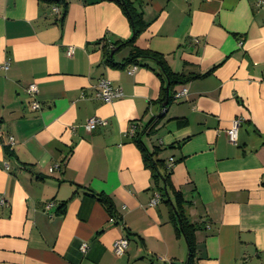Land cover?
Wrapping results in <instances>:
<instances>
[{"label":"crops","instance_id":"obj_1","mask_svg":"<svg viewBox=\"0 0 264 264\" xmlns=\"http://www.w3.org/2000/svg\"><path fill=\"white\" fill-rule=\"evenodd\" d=\"M136 5L148 24L136 45L192 77L175 87L169 104L160 101L167 84L155 62H106L105 51L115 63L129 55V48L114 49L132 36L116 1L70 0L61 21V9L38 0H0V64L10 63L0 70V198L7 202L0 206V264H185L187 244L171 218L175 198L163 190L150 205L162 184L145 166L137 137L167 167L175 160L171 182L199 227L196 264H264V5ZM101 79L122 97L100 100ZM92 117L106 125L87 131ZM236 118L243 123L233 144L227 131ZM97 195L111 200L113 214ZM122 237L128 249L117 257L113 244Z\"/></svg>","mask_w":264,"mask_h":264},{"label":"trees","instance_id":"obj_2","mask_svg":"<svg viewBox=\"0 0 264 264\" xmlns=\"http://www.w3.org/2000/svg\"><path fill=\"white\" fill-rule=\"evenodd\" d=\"M41 4L48 6L58 7L62 11L63 21L70 0H38ZM123 9L124 13L128 17L132 28V36L129 40L116 43L114 49L121 50L122 48H129V55L122 63H115L113 57L111 56V51H105L106 62L111 64L113 67L124 68L130 65L134 66H144L147 65L148 60L155 62L159 70V77L166 82L167 88L164 89L163 97L160 100L162 104H169L170 101L174 99V89L178 85L185 84L192 77L185 76L183 74L174 73L168 66L165 57L157 52L141 49L136 45V41L139 36L146 30L148 24L144 20L143 13L138 9L136 5V0H114ZM158 124L156 119L152 120L146 131L148 134H152ZM138 147H140L145 166L151 171L153 178L157 184H162L160 186V196H163V190L167 196L173 195L175 198V203L171 209V218L174 223L176 233L182 235L186 241L188 248V258L185 264H196L197 256V241H196V231L198 226L189 221L185 214V206L187 202L185 201L181 192L176 191L175 187L171 182V171L168 169L164 160L158 158L157 149L149 153L142 146L139 137L136 138ZM8 147L7 150H9ZM99 201L107 208V210L112 213V202L108 197L104 195H97Z\"/></svg>","mask_w":264,"mask_h":264},{"label":"built area","instance_id":"obj_3","mask_svg":"<svg viewBox=\"0 0 264 264\" xmlns=\"http://www.w3.org/2000/svg\"><path fill=\"white\" fill-rule=\"evenodd\" d=\"M260 5H264V0H260ZM54 12L59 14L60 13V9L58 7H54ZM73 47H69L67 54L69 56H71L73 54ZM10 63L9 61H5L3 63L0 64V70L3 71H7L9 69ZM97 97L102 100L105 103H111L112 101H114L115 99H118L120 97H122L123 93L122 90L118 87H115L111 81H109L108 79H101L98 84H97ZM27 92L28 94L33 98L32 103H31V107L33 110H38L40 108V103L37 100V96L39 93V89L36 83H31L28 87H27ZM186 92L185 89L179 91L178 93L175 94V97H180L182 95H184ZM243 123V120L241 118H236L233 121V125L232 127L227 131V136H228V140L230 143L236 144L237 143V132L238 129L241 127ZM106 125V121L100 118H96V117H92L90 118L86 125L85 128L87 129V131H92L93 129L97 128L98 126H105ZM135 126L133 125L131 127V134L134 135L135 134ZM10 147H13L14 145V139L11 137L9 139L8 142ZM175 164V160L173 158H170L169 160V164H168V168L172 169L173 166ZM6 169H9V166L7 164H5ZM58 166H56L57 168ZM53 169H51L52 171ZM161 199L160 194H156L154 196V198L151 200L150 205L151 206H155L156 204L159 203ZM7 202L5 199L0 198V206L2 205H6ZM50 206V205H48ZM111 221H114L113 218H111ZM128 238L127 237H122L118 240H116L113 244V253L117 256L120 257L122 255H124V253L127 251L128 249ZM88 248V245L86 243H83L81 245V250L82 252H86ZM168 264H178L176 262L173 261H169Z\"/></svg>","mask_w":264,"mask_h":264},{"label":"water","instance_id":"obj_4","mask_svg":"<svg viewBox=\"0 0 264 264\" xmlns=\"http://www.w3.org/2000/svg\"><path fill=\"white\" fill-rule=\"evenodd\" d=\"M111 56H113V53H111Z\"/></svg>","mask_w":264,"mask_h":264}]
</instances>
